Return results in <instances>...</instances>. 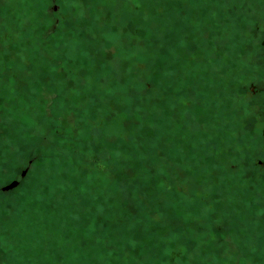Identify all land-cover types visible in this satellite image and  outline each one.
Instances as JSON below:
<instances>
[{
	"label": "rangeland",
	"instance_id": "obj_1",
	"mask_svg": "<svg viewBox=\"0 0 264 264\" xmlns=\"http://www.w3.org/2000/svg\"><path fill=\"white\" fill-rule=\"evenodd\" d=\"M0 264H264V0H0Z\"/></svg>",
	"mask_w": 264,
	"mask_h": 264
},
{
	"label": "water",
	"instance_id": "obj_2",
	"mask_svg": "<svg viewBox=\"0 0 264 264\" xmlns=\"http://www.w3.org/2000/svg\"><path fill=\"white\" fill-rule=\"evenodd\" d=\"M17 184H18L17 182H13L12 184L5 187V190L11 189V188L15 187Z\"/></svg>",
	"mask_w": 264,
	"mask_h": 264
}]
</instances>
